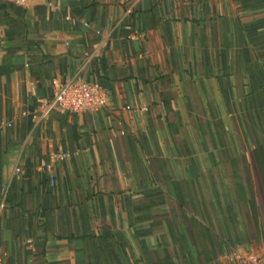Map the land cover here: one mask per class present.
I'll list each match as a JSON object with an SVG mask.
<instances>
[{
  "label": "crops",
  "instance_id": "1",
  "mask_svg": "<svg viewBox=\"0 0 264 264\" xmlns=\"http://www.w3.org/2000/svg\"><path fill=\"white\" fill-rule=\"evenodd\" d=\"M0 121V264H264V0H0Z\"/></svg>",
  "mask_w": 264,
  "mask_h": 264
},
{
  "label": "built area",
  "instance_id": "2",
  "mask_svg": "<svg viewBox=\"0 0 264 264\" xmlns=\"http://www.w3.org/2000/svg\"><path fill=\"white\" fill-rule=\"evenodd\" d=\"M23 4L26 0H16ZM106 102V93L102 86L97 81H88L80 77L66 78L63 80L51 97L43 102L45 111L52 106H57L59 109L68 112H79L88 109H97L103 106ZM128 107V106H126ZM10 126L9 122L0 121V131ZM62 153L51 155V162L46 164L45 170L47 172L48 184L53 186L55 177L52 170V162L64 158ZM251 264H258V258L251 256L249 258Z\"/></svg>",
  "mask_w": 264,
  "mask_h": 264
}]
</instances>
